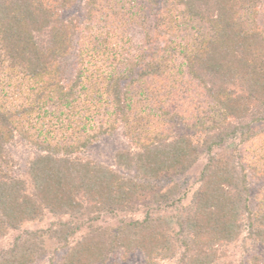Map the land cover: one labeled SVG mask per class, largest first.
<instances>
[{"label":"trees","instance_id":"trees-1","mask_svg":"<svg viewBox=\"0 0 264 264\" xmlns=\"http://www.w3.org/2000/svg\"><path fill=\"white\" fill-rule=\"evenodd\" d=\"M261 8L0 0V241L15 232L0 264H33L54 244L59 264L135 251L149 264H231L223 246L239 238L255 248L246 264H264V189L251 195L254 175L264 183V140L260 153L243 147L264 122ZM106 122L134 145L115 154L134 175L76 154ZM18 134L37 145L25 177L7 158ZM144 192L151 202L136 207ZM48 216L59 220L21 229Z\"/></svg>","mask_w":264,"mask_h":264},{"label":"rangeland","instance_id":"rangeland-1","mask_svg":"<svg viewBox=\"0 0 264 264\" xmlns=\"http://www.w3.org/2000/svg\"><path fill=\"white\" fill-rule=\"evenodd\" d=\"M263 18H264V9L261 8L259 19L262 21ZM124 31H127L130 35H132L135 41L143 36L141 32L136 29L134 30L125 29ZM69 64H70V68L71 65L73 67L74 65L73 57H69ZM107 122L104 124V128H103V129L107 128L106 133L104 135L100 134L99 137L94 138L92 144L88 146H84V145L81 146L80 143L82 141V138L79 139L80 143L78 150L76 151V154L87 160L99 162L102 165L109 167L114 171H118L119 173L123 171L128 175H134V172H132L131 169L120 168L115 163L116 152L126 149L133 150L135 148L134 145L132 144L131 140L123 134V130L120 125H117L116 123L115 125L116 128H114V130L111 131L110 130L111 128H109L111 124L109 125ZM77 126L78 124L67 126L68 131L67 130L62 131L63 133H58V136L62 137L61 134H63L64 136L67 135L66 132H70L73 129L76 130ZM254 126L257 132V137H255V140H253V142H248L243 145L245 150L244 152H246L247 154H250V152L251 153L259 152V150L262 151V149H259V147L262 144V140H264V122L255 124ZM36 152H37L36 143L32 139L28 137H24L22 136V134H18L14 138L13 142L7 146V158H9L10 170L16 175L25 177L28 161L35 155ZM185 180L182 179L179 181L178 184L180 187L186 184ZM263 185H264L263 180L258 179V177L254 175L251 180L252 197H255L258 192L264 189ZM151 200L152 197L150 196V194L144 192L139 196H137L133 200V202L134 205L137 207L148 204L151 202ZM141 208L142 207H140V209H138V211L134 213L133 216L140 217ZM58 220L59 217L53 218L52 216H48L40 223L24 224L22 225L21 229L23 228L32 229L37 226L46 227L50 222H57ZM13 234H15V232H13L10 236L7 235V237H5L4 240L0 241V246L6 245L11 240V236ZM223 249L225 253V261L230 262L231 264H246L249 260L250 255L255 252L254 246H252L247 242H244L243 240H241V238H239L238 241L223 246ZM62 252L63 249L58 248V250H56L54 244L43 258L36 260V262H34L33 264H59L61 261ZM98 264H149V263L145 260L143 254L140 251H135L128 254L117 252L111 255L105 262ZM154 264H169V261L164 259L162 260L157 259V261Z\"/></svg>","mask_w":264,"mask_h":264}]
</instances>
